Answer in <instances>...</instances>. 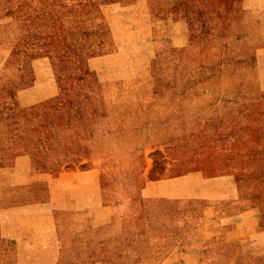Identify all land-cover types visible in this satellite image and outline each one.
<instances>
[{
    "label": "crops",
    "instance_id": "crops-1",
    "mask_svg": "<svg viewBox=\"0 0 264 264\" xmlns=\"http://www.w3.org/2000/svg\"><path fill=\"white\" fill-rule=\"evenodd\" d=\"M102 12L118 22L131 13L125 34L132 39H123L121 30L112 28L114 50L90 59L89 69L104 81L132 74V84L146 90L152 80L147 52L153 48V26L164 19L154 16L150 0L116 2L103 6ZM183 41L173 44L182 47ZM130 43L132 47L126 46ZM133 47L140 50L138 55L143 53L140 63L134 50L127 51ZM47 85L56 88L51 79ZM24 95L16 93L10 112L52 100L55 92L33 102ZM154 102L132 99V162L111 174L107 171L117 166L103 157L100 139L118 138L115 127L97 136L91 153L83 147L65 149L70 156L63 163L46 149L41 128L2 138L0 161L7 163L0 168V264L264 260V217L252 199L261 194L257 176L246 168L251 160L254 165L248 156L257 153L259 141L256 148L229 151L226 169L212 173L203 148L228 142L236 132L233 123L208 119L169 140L163 115L152 117L151 124L147 119ZM140 117L144 122L137 124Z\"/></svg>",
    "mask_w": 264,
    "mask_h": 264
},
{
    "label": "rangeland",
    "instance_id": "rangeland-1",
    "mask_svg": "<svg viewBox=\"0 0 264 264\" xmlns=\"http://www.w3.org/2000/svg\"><path fill=\"white\" fill-rule=\"evenodd\" d=\"M131 1L0 0V145L16 131L41 128L46 149L62 162L70 156L65 149L91 153L97 136L115 127L118 138L102 137L99 148L110 158L107 163L117 166L107 174L123 171L132 162V99H153L147 119L151 124L152 117L163 115L169 140L208 119L233 123L236 132L228 142L203 148L212 173L226 169L229 151L253 149L259 141L257 153L248 156L254 165L251 160L246 168L257 176L261 195L252 199L264 217V138H259L264 135V2L150 0L154 16L164 20L153 26V48L147 52L152 80L143 90L132 84V74L104 81L88 63L114 50L112 28L132 39L125 34L131 13L118 22L102 12L103 6ZM181 40L182 47L173 44ZM132 50L140 52L127 49ZM142 60L143 53L137 62ZM18 92L32 102L54 92L55 97L10 112ZM222 151L228 154L219 156ZM6 163L0 161V168ZM248 264L264 260L250 256Z\"/></svg>",
    "mask_w": 264,
    "mask_h": 264
}]
</instances>
